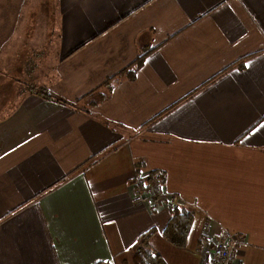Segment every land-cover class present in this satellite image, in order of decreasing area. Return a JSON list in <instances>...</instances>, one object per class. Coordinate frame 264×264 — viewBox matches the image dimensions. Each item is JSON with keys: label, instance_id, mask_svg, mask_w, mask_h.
Returning <instances> with one entry per match:
<instances>
[{"label": "crops", "instance_id": "0c3cea01", "mask_svg": "<svg viewBox=\"0 0 264 264\" xmlns=\"http://www.w3.org/2000/svg\"><path fill=\"white\" fill-rule=\"evenodd\" d=\"M29 2L0 0V264H134L151 230L166 264L222 239L264 264V0H56L49 73L24 54ZM153 170L155 203L133 185ZM174 206L194 214L185 248L163 235Z\"/></svg>", "mask_w": 264, "mask_h": 264}, {"label": "trees", "instance_id": "16d2710c", "mask_svg": "<svg viewBox=\"0 0 264 264\" xmlns=\"http://www.w3.org/2000/svg\"><path fill=\"white\" fill-rule=\"evenodd\" d=\"M144 58L145 56H140L135 61V63H133V65L123 70L119 75L111 79L112 81L110 80L106 82L104 86L110 87L113 80H116L117 78L124 75H126V77L129 79H133L136 74V71L139 70L144 64ZM34 92L42 96L46 100H51L60 105H70V103H68L66 100L56 97L46 88L37 89ZM104 98L105 94L100 93L98 91H94L88 94L86 97L80 99L78 103L82 101H87L90 102L92 106H95L96 104L104 100ZM94 99L97 100L94 101ZM73 105L75 106V104ZM162 115H160V117ZM98 158L99 157H94L91 161L88 162V164L95 162ZM139 167H142V164H138V168ZM137 177H139V174ZM67 178L62 180L56 186L66 182ZM165 183L166 173L159 170L151 171L145 179H135L133 181V185L135 186V188H137L136 190L140 192L152 191L155 198H158V196L161 194ZM193 218V212L181 208L179 206H174L171 209L170 220L165 229L163 230L164 237L175 247L185 248L188 236L190 234ZM154 234L155 230H151L148 233L141 235L136 244L132 247L131 253L134 264H166L162 257L150 247L149 241Z\"/></svg>", "mask_w": 264, "mask_h": 264}, {"label": "rangeland", "instance_id": "374dc122", "mask_svg": "<svg viewBox=\"0 0 264 264\" xmlns=\"http://www.w3.org/2000/svg\"><path fill=\"white\" fill-rule=\"evenodd\" d=\"M55 3L56 0H30L25 12V14L27 13V16L25 17L26 20L22 26H27V37L24 38L20 36L21 39H24V41L28 42V44L26 43L27 45L24 47V54L26 56L30 55V65L34 64V66H40L41 69L46 66L47 73L50 72L52 63L54 61V51L51 45L52 38L54 39V37L50 35V29H55V25H58V23H56L58 19V11ZM44 41L45 43L43 44ZM33 78L34 76L31 77V81L29 80L28 83L22 84L21 87H27L29 90L35 91L36 89L32 87V85L35 84V81L32 80ZM26 80L28 81V79ZM15 87H18V85ZM13 95H15V93H13ZM7 96L10 97L11 95ZM96 100L97 99H94V101ZM88 103L90 102L82 101L74 104L78 107L84 108L85 105H88Z\"/></svg>", "mask_w": 264, "mask_h": 264}, {"label": "built area", "instance_id": "2783aa9c", "mask_svg": "<svg viewBox=\"0 0 264 264\" xmlns=\"http://www.w3.org/2000/svg\"><path fill=\"white\" fill-rule=\"evenodd\" d=\"M138 196L141 192L136 190ZM151 199L155 198L152 191H149ZM153 202L156 201L153 199ZM238 244L237 240L222 239L218 241L212 248V256L206 260L204 264H234V250Z\"/></svg>", "mask_w": 264, "mask_h": 264}]
</instances>
